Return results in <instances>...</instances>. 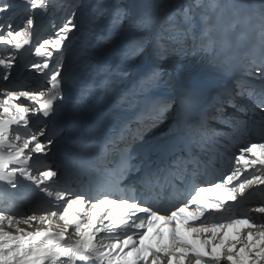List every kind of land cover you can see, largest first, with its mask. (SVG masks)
<instances>
[{
  "label": "snow or ice",
  "instance_id": "6c2138e0",
  "mask_svg": "<svg viewBox=\"0 0 264 264\" xmlns=\"http://www.w3.org/2000/svg\"><path fill=\"white\" fill-rule=\"evenodd\" d=\"M49 6L48 0H0V13H12L5 23L0 24V49L4 50L0 54V79L10 80L19 53L31 45L37 27L33 13ZM207 6L202 0H167L164 7L172 12L154 35L156 46L153 52L147 53L143 39L131 44L121 42L123 22L128 20L126 10L122 11L118 4H97L93 9L97 15L103 16L105 9L110 11L100 30L101 33L107 32L104 42L108 46L96 55L109 69L114 65L113 70L121 76L137 72V58L150 55L156 67L146 81L154 82L164 63L163 54L170 46L195 35L197 30L204 34L207 17L197 21L194 10ZM17 9L22 10L23 15ZM259 10L264 18V0H259ZM17 18L19 23H16ZM130 26L140 27L141 22L133 19ZM83 27L77 9L65 16L59 25H52L50 35L35 44L34 55L40 57L41 62L33 63L31 67L48 77L47 97L44 90L7 89L0 93V182L18 189L23 178L39 188L50 205L41 209L43 214L39 217L18 218L0 210V264H192V261L195 264H221V261L248 264L249 260L251 264H260L264 260V222H257L247 213L215 221H209L207 217L231 211L228 201L238 202L246 198V193L264 186V143H251L242 148L234 158L237 167L230 174L213 182L210 188L194 187L195 194L185 203L163 210L135 199L110 198L106 192L99 197H89L83 191L73 192L59 182L57 170L50 167L33 169L32 161L45 156L53 141L42 142L39 137L45 135L43 131L33 133L28 130L27 113L31 111L43 117L54 114L56 103L63 99V65L59 57ZM92 35L97 33L92 31ZM54 57L55 63L50 64ZM243 74L264 80V55L259 62L249 60ZM247 94L257 97L259 106L264 109V88L257 92L254 87H249ZM21 98H26L31 105H26ZM168 107L165 102L157 119L164 116ZM259 128L264 130V121ZM140 148L144 150L145 158L152 150H163V146L155 145H141ZM136 155L137 149H124L111 174H90V182L94 181L98 190L106 184H122L133 172L140 171V166L135 163ZM213 164L212 156L187 154L172 163L164 182L169 179L188 181L201 169L207 171ZM9 165L16 166L9 168ZM249 169L253 171L249 172ZM141 182L159 184L160 178L145 173ZM207 191H219L221 196L209 203L202 195ZM191 205L196 206L195 210L189 211ZM249 211L264 220V202ZM57 218L63 221L64 227L54 231L53 220ZM32 222L46 227L27 231L19 226L23 223L31 227ZM70 226L75 228L76 239L68 238ZM242 228L247 229L246 236L242 234ZM228 229H235L232 237H229ZM221 232L223 235L219 236ZM101 233L103 237H100ZM201 235H210V238L203 239ZM190 236L194 239L190 240ZM104 240L109 242L104 243ZM237 244L241 245L238 250Z\"/></svg>",
  "mask_w": 264,
  "mask_h": 264
},
{
  "label": "bare ground",
  "instance_id": "6f19581e",
  "mask_svg": "<svg viewBox=\"0 0 264 264\" xmlns=\"http://www.w3.org/2000/svg\"><path fill=\"white\" fill-rule=\"evenodd\" d=\"M167 3V1L166 0H151V5L154 7V8H156V16H158L159 18H162L163 16H166V15H168V12H169V9L168 8H166V7H164V5ZM72 8H76V2L74 1V3L72 4ZM162 11H166V14H164V13H162ZM1 14H3L4 16H6V13H0V15ZM161 25H162V23H161ZM161 25H159L157 28H156V32H159L160 31V29H161ZM173 45H175V44H173ZM93 46H95V45H93ZM98 47V46H97ZM85 51L87 52V54H88V58H87V62H88V64H86L85 63V61L84 60H82L81 61V63H83L84 65H85V72L86 71H88L89 69H91V68H95V67H98L99 66V64L102 62L101 60H99L98 59V57H97V55H96V53H98L99 51L98 50H96L95 49V47H87L86 49H85ZM214 52V51H213ZM213 52L212 53H210L209 54V56H213ZM75 54H77V56L78 57H80V58H82L83 56H84V53H83V51L82 50H80V49H78L77 51H76V53ZM214 58H216V56L214 55ZM214 62H216V60L214 61ZM143 64H144V62H143ZM29 69V66H27V65H21L20 66V68H19V73H18V75L17 76H15L16 77V83L15 82H13V81H4V82H0V93H2V92H4L5 90H7V89H21V88H23V84H25L26 82L25 81H27L29 78H35V77H37L39 74L36 72V71H34V73L32 72V71H29L28 70ZM107 69V70H106ZM114 69V65L112 66V68L111 69H109V68H103V72L100 70V72H98V74L100 75H96L95 77H92V78H96L97 80H99V79H101L102 77L103 78H108V76L109 77H111V78H116V81H117V86H122V87H124V91L127 93V94H129L130 96H132L133 97V91H131V92H128V91H130V89L128 88L129 87V85L127 84V83H129V84H131L130 83V81H129V74L128 75H123V76H121V75H115V71L113 70ZM108 70H111L112 71V73H113V75H110V74H108ZM106 71V72H105ZM172 73H175V70H172ZM97 76H99V77H97ZM237 81L236 80H234L233 82H235V89H234V91H233V93L232 94H230V96L232 97V99H235V97H236V95H238V98L237 99H240L241 98V96L239 95V91H240V89H241V87H242V85L244 84V82L247 80V77H245L243 74H239V73H237ZM174 79H177V76L175 75V77H174ZM206 84V91H207V94H209L213 89V84L210 82V81H208V82H206L205 83ZM106 86H108V84H106ZM134 86H136L135 84H133L132 85V87H134ZM230 86V85H229ZM232 86V85H231ZM35 87H36V84H34L33 86H29V87H27V89H29V90H33V89H35ZM128 90V91H127ZM144 93L143 92H138V93H136V95H143ZM135 95V96H136ZM213 96L214 95H216V93H213L212 94ZM233 95V96H232ZM113 98V96H110V99H112ZM195 99V98H194ZM219 102H221L222 104L223 103H225L226 102V100H224V99H221V100H219ZM28 104H31V102H27ZM74 105H76V106H82L84 109H86V104H83V105H81V104H79L78 102H72ZM61 107L62 108H64V105L62 104L61 105ZM92 108H93V106H91V107H88L87 108V110L89 111V110H92ZM74 110V107H72V108H70V109H68V110ZM75 111V110H74ZM27 116H28V119H30V118H32L31 116H32V113H31V111L29 112V113H27ZM14 127H16L15 125H13ZM29 130V129H28ZM89 150H87V151H85L83 154H82V157L85 159V160H90L91 158H92V156H95V155H100V162H101V164L102 165H104L105 166V168H108L107 166H108V163H107V159H106V157H105V154H107V153H102L101 152V149L100 148H98V147H96L95 145H93V144H90L89 146ZM175 143L173 142L172 143V145H171V150H174L175 149ZM43 160V161H42ZM42 161V164L43 165H49L50 164V160H49V157L47 156V155H45V156H39V157H37L36 159H34L33 161H32V167H34L33 165L34 164H40V162ZM51 166V165H50ZM53 168V167H52ZM93 170V169H92ZM91 173V172H90ZM90 173H87L86 175H83L82 176V180H83V182L84 183H87L88 184V182H90V176H88ZM76 176H77V173H75V174H73V175H71L70 177L71 178H76ZM87 176H88V178H87ZM87 178V179H86ZM88 180V181H87ZM59 182L60 183H63L64 184V180L63 179H59ZM26 184H29L30 185V187H31V190H33V189H38L34 184H32L31 182H29V183H26ZM0 188L1 189H4V190H7V191H9V192H12V193H14V194H16V193H20L21 192V188H19L18 187V189H11L9 186H7V185H4V184H2V183H0ZM28 189H30V188H28ZM27 193V192H26ZM33 205V199H29V200H26V203L25 204H23V208H25L26 210H28L29 211V209H30V207ZM47 207H50V205L48 204L47 205ZM91 209V206L90 205H88V210H90ZM55 224V223H54ZM30 230H34V229H30ZM30 230H28V231H30Z\"/></svg>",
  "mask_w": 264,
  "mask_h": 264
},
{
  "label": "rangeland",
  "instance_id": "374dc122",
  "mask_svg": "<svg viewBox=\"0 0 264 264\" xmlns=\"http://www.w3.org/2000/svg\"><path fill=\"white\" fill-rule=\"evenodd\" d=\"M118 1L119 2H123L122 8H123V10H126L127 13H128V20H126V25L130 26V22L133 19H138L141 22L142 28L140 26V27H135V28L132 29V30H134L136 36H140L139 33L142 32L144 29H147L146 31H149V30L152 31V29H153V27L155 26V23H156L154 19H151V17L154 15V10H152L151 6L146 1H144L143 4L141 5V7L138 8V10H139V18H135L132 15V10L130 9V7H133L134 5L132 4L131 0H118ZM75 2H76V8L75 9L76 10L79 9V14L81 16L82 23H84L85 22V12H86L85 11V7H86V4L83 3V0H75ZM97 4L104 5V4H106V2H105V0H101ZM106 10H109V9H106ZM162 13L166 14V11H162ZM104 14H105V11H104ZM163 17H165V16H163ZM203 17H205V15H201L200 19L203 18ZM92 20H93V22L90 23V28L91 29L89 31H85L86 33H84V31L82 29L77 34L78 35L80 34L81 36H88L93 42L96 43V45L104 46V44H102L101 40L105 41V39H107L108 34H107V32L101 33V31H100L99 26L102 23V18H99L98 15L93 14L92 15ZM207 20H208V17H207ZM207 20H206V22H207ZM206 22H205V24H206ZM204 29L206 30L207 33L209 32V28H207L206 26H205ZM92 31H95L97 33V35L93 36L92 35ZM153 31H155V30L153 29ZM143 34H144V32H143ZM141 39H143L144 43L147 44V45L150 43L149 47L146 49V52H147L150 49V47L153 45V42H154V40L152 38V35H148L147 36V35L144 34V36H142L141 38L135 39L134 43L136 41H138V40H141ZM214 46H215V49H219L217 44H214ZM166 80H170L171 81V77L168 75V71L165 68L159 69V78L157 79V82H161V83L164 84V82ZM171 115H173V113L171 112V106H169L167 111L164 114V117H162L160 119H157V116H151L153 121H157L158 122V123H156V125L159 128L162 129V130L159 131V133H164L165 132V129L167 128V127L165 128L163 126L164 123H165V119L167 118L166 120H168L169 119L168 117L171 116ZM149 131L157 132L154 128H151V127L149 128ZM148 140H152V138L149 137ZM32 225H33V222L31 223V226ZM19 226L21 228H24L25 230L30 228L28 225H25L23 223H21ZM6 230L15 231L14 229H8V228H6Z\"/></svg>",
  "mask_w": 264,
  "mask_h": 264
}]
</instances>
